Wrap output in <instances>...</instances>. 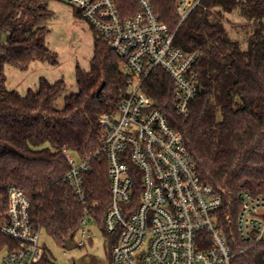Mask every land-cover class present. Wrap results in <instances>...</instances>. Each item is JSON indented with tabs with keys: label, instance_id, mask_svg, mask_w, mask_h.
Segmentation results:
<instances>
[{
	"label": "trees",
	"instance_id": "obj_1",
	"mask_svg": "<svg viewBox=\"0 0 264 264\" xmlns=\"http://www.w3.org/2000/svg\"><path fill=\"white\" fill-rule=\"evenodd\" d=\"M49 0H0V225L8 204L7 189L19 188L30 202L32 222L60 247L80 228L82 206L62 177L69 169L65 153L93 156L100 148L102 114H114L127 78L121 59L92 29L93 56L87 70L76 67L77 91L66 94L62 79H39L25 95L6 87L4 66L26 71L33 61L57 65L46 44ZM124 16L138 10L135 0H114ZM158 19L174 33V44L196 53L201 93L186 117L169 107L172 82L161 72L144 91L179 133L200 179L221 197V230L233 251L237 240L239 194L264 193V0H201L179 23L176 0H149ZM76 15L81 14L75 8ZM237 12L245 23L225 28L224 14ZM62 97L63 106L57 101ZM104 156L91 159L85 175L86 206L99 227L109 202ZM95 205V208L92 206ZM107 255L118 238L110 237ZM15 242L0 232V250ZM33 264H57L43 246ZM230 264H264V242L235 255Z\"/></svg>",
	"mask_w": 264,
	"mask_h": 264
},
{
	"label": "built area",
	"instance_id": "obj_2",
	"mask_svg": "<svg viewBox=\"0 0 264 264\" xmlns=\"http://www.w3.org/2000/svg\"><path fill=\"white\" fill-rule=\"evenodd\" d=\"M80 11L121 59L127 78L118 109L102 114L100 148L93 156L65 153L69 169L62 179L83 208L80 234L96 219L86 206L85 175L90 161L104 156L109 202L102 218L104 232L118 240L108 264H230L264 242V193L239 194L237 240L245 245L233 251L221 230V197L205 184L182 136L174 131L166 113L144 91L158 72L172 82L169 107L186 117L201 93L195 72L196 53L175 46L174 33L162 23L149 0H135L138 10L124 16L114 0H57ZM201 0H176L179 23ZM8 204L0 232L15 242L5 248L1 264H33L43 255L41 229L31 220L30 202L16 186L7 189ZM95 208V205L92 206Z\"/></svg>",
	"mask_w": 264,
	"mask_h": 264
},
{
	"label": "rangeland",
	"instance_id": "obj_3",
	"mask_svg": "<svg viewBox=\"0 0 264 264\" xmlns=\"http://www.w3.org/2000/svg\"><path fill=\"white\" fill-rule=\"evenodd\" d=\"M48 9L52 16L46 20L48 28L46 44L57 55V65L48 62L33 61L26 71L16 70L10 65L4 66L6 87L25 95L29 89L38 87L39 79L45 78L49 82L62 79L66 85V94L77 91L75 81L76 67L87 70L93 56L94 35L90 26L76 15L75 8L57 0L48 1ZM245 23L237 12L224 14L226 30L234 36L233 28ZM57 106H63L62 97ZM75 157V154L71 153ZM88 237L79 245L80 234L73 237L75 248L66 250L58 246L50 236L41 231L40 241L57 264H108V241L99 224L94 223L86 227ZM5 255V249L0 250V264Z\"/></svg>",
	"mask_w": 264,
	"mask_h": 264
},
{
	"label": "water",
	"instance_id": "obj_4",
	"mask_svg": "<svg viewBox=\"0 0 264 264\" xmlns=\"http://www.w3.org/2000/svg\"><path fill=\"white\" fill-rule=\"evenodd\" d=\"M63 248L66 250H71L75 248V244L73 242V237L70 236L68 239H66L63 243Z\"/></svg>",
	"mask_w": 264,
	"mask_h": 264
}]
</instances>
